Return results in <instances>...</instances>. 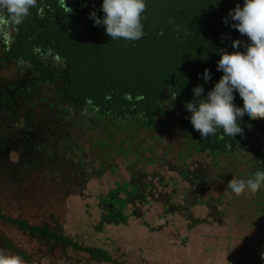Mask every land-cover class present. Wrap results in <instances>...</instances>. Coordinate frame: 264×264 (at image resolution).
<instances>
[{"label": "rangeland", "instance_id": "1", "mask_svg": "<svg viewBox=\"0 0 264 264\" xmlns=\"http://www.w3.org/2000/svg\"><path fill=\"white\" fill-rule=\"evenodd\" d=\"M0 76L11 78L12 68H0ZM43 117L40 114L37 120L42 123ZM68 118L65 123L51 118L42 126L30 124L34 128L27 140L35 141L37 136L36 141L45 142L41 160L33 155L32 164L8 174L6 165L17 162L18 155L8 153L0 158V214L34 225L60 226L81 243L108 250L116 263L71 248L50 251L45 240L2 220L0 250L21 257L22 264H264V188L240 196L226 191L235 178L249 177L252 168L248 166L255 163L252 151L237 149L222 163L217 157L189 151L183 161L178 155L190 141L169 110L162 116L166 126L159 122L134 135L115 127L104 132L95 127L98 124L91 114ZM52 122L53 130L49 129ZM99 138L112 145L111 149L97 144ZM120 141H125L124 150L134 153H118ZM53 148L58 154L50 160L48 152ZM68 148H75L76 154ZM106 152L112 156L105 158ZM135 152L142 161H136ZM214 159L218 167L211 164ZM186 169L206 173L207 184L202 186L201 180L200 187L183 178L181 172ZM140 177L141 194L125 210L128 221L105 223L98 231L95 227L106 212L100 197ZM120 196L125 197L124 191ZM6 239L18 250L4 245Z\"/></svg>", "mask_w": 264, "mask_h": 264}, {"label": "trees", "instance_id": "2", "mask_svg": "<svg viewBox=\"0 0 264 264\" xmlns=\"http://www.w3.org/2000/svg\"><path fill=\"white\" fill-rule=\"evenodd\" d=\"M236 5V1H231L229 6L224 5L223 19ZM163 8L166 10L160 17L162 27L165 24L174 26L166 28L164 33L147 35L137 45H131L130 41L122 39L111 40L104 27L94 25L89 16L73 23L71 29L61 28L53 20L42 26V22L37 18L38 7L30 9V14L23 22L15 26L17 39L14 48L3 52L5 54L0 59L6 67H10L14 62L23 64L24 69L28 68L31 73L19 76V79L15 80V87H6L8 85L0 83V158L13 153L18 155L19 159L6 165V173H16L20 168L29 166L35 160L31 159L33 155L41 160L45 142L36 141V135L35 141L27 140L32 137L34 126H31V123L42 126L50 122L51 118L55 121L59 119L58 123H65L63 120L70 115L78 119L91 114L94 122L98 124L95 127H101L104 132H111L112 127H115L117 131L134 135L142 129L155 128L159 122L166 126L167 122L162 120V116L166 115L168 110L176 114L185 138L190 141L189 147L186 146L187 149H183L178 158L184 161L188 152L194 151L196 154L206 153L217 157L222 163L235 150L243 149L254 154L252 159L255 163L248 166L249 169L252 168L249 176L256 170L264 169V118L253 120L245 117L241 127L243 137H228L222 134V130H218L215 136L204 139L193 128L188 119L191 113L184 107L186 102L194 99L195 86L203 85L206 95L222 76V72L217 70L220 54L216 49L243 52L249 42L248 38L231 27V21L229 24L215 21L205 11L175 7L172 12L170 7ZM163 8L160 11H163ZM184 11L191 12L194 20L187 25V30L183 22L181 26L177 23L180 28L176 30V24L173 22L183 20ZM173 14H178L174 16L175 19L172 18ZM179 17L181 19H178ZM202 17L206 18V24L200 21ZM235 39L243 42L236 49L232 47V41ZM25 60L31 65H26ZM205 69L211 73V79L207 82L202 78ZM37 82L47 86L40 83L37 86ZM40 90L45 95L33 100ZM169 91L178 93L171 108H167L165 104L168 103ZM234 103L243 108L238 93H235ZM40 114L44 116L42 123L37 120ZM16 124H20L18 130ZM54 124L55 122L50 123L49 129L53 130ZM43 139L46 141L47 138ZM124 143L125 141H120L118 153H122V150L124 154L134 153L124 150ZM97 144L110 149L112 147L103 138H99ZM68 150L76 154L75 148ZM57 154L58 151L54 148L48 152L50 160L56 158ZM135 155L137 162L142 161L139 152H135ZM106 156L112 154L106 152L104 157L108 158ZM211 164L219 166L215 159ZM110 168L115 171L116 166L111 165ZM238 173L242 174L240 171ZM181 176L186 180H193V183H200V187L208 181L206 173L202 174L200 170L191 173L186 169L181 172ZM139 181L141 177L133 183L126 181L110 195L100 197L101 202L106 204V212L95 227L98 231H102L105 223L118 225L128 221L130 215L125 213V210L132 203V198L141 194ZM150 185L151 183L147 182L146 186ZM121 190L124 191L125 197L120 196ZM186 209L188 208H184ZM0 220L45 240L50 251L71 248L96 260L116 263L108 250L85 245L66 235L60 226L52 228L47 224L34 225L28 220L5 214H0ZM2 242L18 250L11 240Z\"/></svg>", "mask_w": 264, "mask_h": 264}, {"label": "clouds", "instance_id": "3", "mask_svg": "<svg viewBox=\"0 0 264 264\" xmlns=\"http://www.w3.org/2000/svg\"><path fill=\"white\" fill-rule=\"evenodd\" d=\"M64 6L66 14L73 11L66 0ZM36 7L37 0H0V14L6 13L16 24L22 23L30 14V9ZM101 10L103 17L98 16L95 10L89 13V17L94 25L104 27L111 40L139 41L143 38L142 15L146 10V0H102ZM38 15L43 18L42 7L38 9ZM229 21L230 26L246 36L249 42L243 52L216 49L220 54L217 70L222 72V76L206 95L203 85L195 86L194 99L184 106L191 113L188 119L193 128L204 139L215 136L218 130L228 137H243L241 127L245 117L253 120L264 118V0H243L242 6L237 4L223 19L225 24ZM242 43L235 39L232 47L239 48ZM202 78L205 82L211 79L208 69H205ZM235 93L242 100L243 108L235 105ZM177 95L174 91L170 92L165 104L173 107ZM262 188L264 169H259L247 179L235 178L226 191L240 196L255 194ZM261 259H264V252H261ZM0 264H22V258L0 250Z\"/></svg>", "mask_w": 264, "mask_h": 264}, {"label": "flooded vegetation", "instance_id": "4", "mask_svg": "<svg viewBox=\"0 0 264 264\" xmlns=\"http://www.w3.org/2000/svg\"><path fill=\"white\" fill-rule=\"evenodd\" d=\"M231 1L235 2L236 4H242L243 0H218V3L214 4L216 0H146V10L142 15V24H143V30H144V36L139 41H130L131 45L135 44L137 45L139 42L143 41L144 38L147 35H150L152 33H164L166 28H170L174 26L171 24L170 26L165 24L164 27H162L161 19L160 17L164 15V6L170 7L171 11H175V7L179 8H190L192 10H202L208 13V16L214 18L215 21H223V8L224 5L229 6L231 5ZM40 4V6H37L39 8L44 9V16L41 18L39 15H37L38 19L42 22V26H46L48 23H50V20H53L61 26V28L65 29H71V26L73 23H78L79 20H81L83 17L87 18L89 16V13L92 10H95L97 15L100 17H103V12L101 10V4L102 0H66L67 6L71 7L73 11L71 13L66 14L65 6H64V0H37V5ZM163 8V11H160ZM169 8V9H170ZM168 10V9H167ZM179 10V9H178ZM227 10H229L227 8ZM162 12V13H161ZM204 12V13H205ZM183 13V20L175 21L174 24H176V30H178L181 26V22H183L185 26V29L187 30V25H190L194 19H192L191 12L184 11ZM178 15V14H175ZM173 14L172 18L175 16ZM207 16V14H204ZM225 15V14H224ZM178 17V16H177ZM175 19V18H174ZM178 19H181L179 17ZM200 21L203 24L207 23V20L205 17H202ZM177 23L180 24V26L177 25ZM231 23V22H230ZM15 26L16 23L12 22L11 19L7 16V14H0V59L2 56H4L3 52L14 48L15 41L17 39V35L15 32ZM175 30V28H174ZM26 65H31V63L28 62V60H25L24 62ZM0 68H7L5 65L2 64V61L0 60ZM12 68V76L11 78H3L0 76V83H4L8 86L6 87H15V80L19 79V76H25L28 72L24 69L23 64L18 65L16 62L12 63V65L9 67ZM31 74L28 72V75ZM40 82H37V86H39ZM44 86H47L45 83ZM41 87V85H40ZM40 89V88H39ZM38 89V90H39ZM43 89V88H42ZM45 94L43 91H38V94L36 93L35 97H33V100H38L37 97H43ZM36 101L34 102V104ZM11 162H9V165Z\"/></svg>", "mask_w": 264, "mask_h": 264}]
</instances>
